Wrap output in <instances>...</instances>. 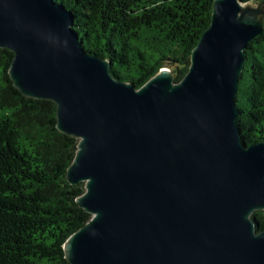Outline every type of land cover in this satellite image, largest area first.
<instances>
[{
    "label": "water",
    "instance_id": "water-1",
    "mask_svg": "<svg viewBox=\"0 0 264 264\" xmlns=\"http://www.w3.org/2000/svg\"><path fill=\"white\" fill-rule=\"evenodd\" d=\"M260 7L213 0L210 24L174 82L162 68L140 88L85 52L54 0H0V48L24 96L56 106L78 140L66 170L90 220L63 244L70 264H264V141L246 145L235 97Z\"/></svg>",
    "mask_w": 264,
    "mask_h": 264
},
{
    "label": "trees",
    "instance_id": "trees-1",
    "mask_svg": "<svg viewBox=\"0 0 264 264\" xmlns=\"http://www.w3.org/2000/svg\"><path fill=\"white\" fill-rule=\"evenodd\" d=\"M72 18L86 53L107 60L110 74L135 89L162 68L174 82L210 24L213 0H54ZM262 7L264 0H238ZM244 49L235 97L241 140L264 141V17ZM13 53L0 48V264H70L66 239L91 218L75 200L83 183L65 178L78 140L56 128V106L12 84ZM264 230V211L251 215Z\"/></svg>",
    "mask_w": 264,
    "mask_h": 264
},
{
    "label": "rangeland",
    "instance_id": "rangeland-1",
    "mask_svg": "<svg viewBox=\"0 0 264 264\" xmlns=\"http://www.w3.org/2000/svg\"><path fill=\"white\" fill-rule=\"evenodd\" d=\"M259 11L261 12V14L258 16V18H263L264 17V5L261 7Z\"/></svg>",
    "mask_w": 264,
    "mask_h": 264
}]
</instances>
